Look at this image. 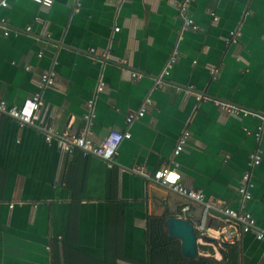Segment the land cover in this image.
<instances>
[{"label":"crops","instance_id":"0c3cea01","mask_svg":"<svg viewBox=\"0 0 264 264\" xmlns=\"http://www.w3.org/2000/svg\"><path fill=\"white\" fill-rule=\"evenodd\" d=\"M5 3L0 100L20 104L39 91L40 104L35 127L0 113V264H51L50 240L58 264H141L146 222L178 216L183 203L148 178L160 165L175 168L207 202L231 209L249 170L244 209L264 229V129L257 130L256 115L264 113V0ZM230 31L238 33L236 42ZM43 71L54 72V84L38 88ZM211 99L255 115L226 114ZM139 107L143 115L126 123ZM44 127L87 131L95 142L109 130L130 137L106 168L95 156L59 151L44 140ZM182 130L189 137L173 155ZM253 152L260 159L249 166ZM199 213L192 205L185 219L193 225ZM204 226L210 237L197 241L199 254L224 264H264V240L223 217H208ZM223 230L233 232V243L217 244Z\"/></svg>","mask_w":264,"mask_h":264},{"label":"built area","instance_id":"2783aa9c","mask_svg":"<svg viewBox=\"0 0 264 264\" xmlns=\"http://www.w3.org/2000/svg\"><path fill=\"white\" fill-rule=\"evenodd\" d=\"M33 3L41 6V7H49L52 0H31ZM5 0H0V7L5 6ZM185 4L180 5V9H184ZM214 19V17H213ZM185 23L189 25L191 29H195L196 25L192 22L191 19L185 18ZM29 30V26L25 27V31ZM117 30V28H114ZM9 30L5 26V20L2 16H0V34L3 36H7ZM238 33L230 31V39L231 42H236V37ZM37 56H40V52L37 53ZM173 58L169 59V62H172ZM168 62V63H169ZM168 65V64H167ZM169 65L163 71V73H167ZM27 69V67H25ZM133 77H139V74L134 72L130 73ZM54 84V72L52 71H43L40 72L37 78V86L38 88L43 86H51ZM102 83H99L97 86L98 90H101ZM39 91H34L33 93L27 95L20 104H11L7 105L4 100H0V113L13 119L17 122L19 126L29 125V126H37L39 121ZM198 100L201 96H195ZM220 111L225 112L226 114H235L237 111L242 112L243 115L254 113L239 108L233 104L225 103L219 100L211 99ZM90 102H87V104ZM89 106V105H88ZM140 108V107H139ZM145 109L141 107L137 111H129L125 115V122L131 123L132 121L139 119ZM261 121V124L258 126L257 130L260 131L264 129V114H256ZM92 114H85V118L87 120L91 119ZM44 140L46 142H53L56 148L66 154H71L73 151H78L83 155H92L99 158L105 165L106 168H111L115 164V155L117 153L118 144L130 137V133L128 131H120V130H109L100 141L95 142L89 136L88 133L84 132H74L70 130H63L60 132L53 131L48 127H44L42 129ZM189 137V132L187 130H182L178 135L176 143L172 149V154L176 155L178 152L185 146L186 141ZM248 165L254 166L258 164L260 156L258 152H253L249 157ZM152 182L162 185L166 187L172 193L178 195L183 199V203L179 208V213L177 217L185 218L186 213L188 212L190 206L198 205L200 208V213L198 217V221L193 224V228L196 234V241L202 244L206 240V238L210 237L207 231V227L204 226L205 221L208 217H223L225 220L229 222L231 226H234L238 229V232L241 233H252L254 239L256 240H264V229L257 226L254 218L250 215L248 211H246L245 205L246 202L251 197V187L252 182L250 179L249 170L243 171L239 185L236 188V192L239 196L238 206L236 209H231L227 206L215 205L204 200V196L202 192L193 189L191 187H187L180 182V174L179 172L167 165H160L157 167L151 175L148 177ZM219 241L217 244L224 243H233L235 239V235L232 231L223 230L219 233L216 238Z\"/></svg>","mask_w":264,"mask_h":264},{"label":"trees","instance_id":"16d2710c","mask_svg":"<svg viewBox=\"0 0 264 264\" xmlns=\"http://www.w3.org/2000/svg\"><path fill=\"white\" fill-rule=\"evenodd\" d=\"M56 247H58L56 241L50 240L51 264H58V256L55 252ZM63 249L64 248H62V252H61L63 256L62 262H64L67 259V257H65L64 255ZM89 260L90 263L88 264H97L93 262L91 259ZM213 263L214 260L210 257H205L203 259H198V258L187 259L182 257L179 250V241L166 234L163 227L162 219H151L146 222V252H145V260L141 264H213Z\"/></svg>","mask_w":264,"mask_h":264},{"label":"water","instance_id":"95a60500","mask_svg":"<svg viewBox=\"0 0 264 264\" xmlns=\"http://www.w3.org/2000/svg\"><path fill=\"white\" fill-rule=\"evenodd\" d=\"M263 114L264 113H262V115ZM163 225L166 234L179 241V250L182 257L187 259L205 258L204 255H201L197 252L196 234L191 222H189L185 218L171 216L165 218ZM213 264H224V263L214 260Z\"/></svg>","mask_w":264,"mask_h":264}]
</instances>
